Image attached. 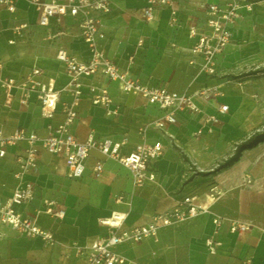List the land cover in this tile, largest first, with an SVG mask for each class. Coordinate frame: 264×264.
Segmentation results:
<instances>
[{
  "label": "crops",
  "instance_id": "crops-1",
  "mask_svg": "<svg viewBox=\"0 0 264 264\" xmlns=\"http://www.w3.org/2000/svg\"><path fill=\"white\" fill-rule=\"evenodd\" d=\"M219 2L178 0L177 23L171 25L168 8H153L152 19L145 20V0H111L110 11L100 15L105 37L98 47L120 70L141 82L186 93L200 112H178L176 123L160 131L151 125L163 112L156 105L140 95L123 93L116 82L100 74L83 79L85 86L106 87L112 97L109 109L117 112L108 114L84 95L70 132L80 141L91 133L97 141H124L119 153L127 155L141 140L139 128L149 125L147 141L160 140L164 147L150 164L155 178L137 186L126 167L93 148L83 174L73 179L68 177L62 156L41 150L37 170L22 178L33 184L34 198L17 208L49 230L54 241L48 244L29 238L0 220V264H86L85 254L78 253L76 246L86 248L108 233L101 219L113 214L123 218L118 231L145 225L154 214L171 209L175 198L187 194L197 195L211 212L162 228L155 238L118 244L114 251L126 259L125 264H264V141L244 150L232 165L211 172L239 142L264 125V74H250L264 69V0L251 11H240L231 28V42L216 57V73L207 75L199 70L201 57L191 51L195 39L188 36L187 27L202 28L207 20L206 5ZM37 20L38 12L30 0H15L13 12L0 5V76L20 78L39 68V79L51 82L59 92V104L48 119L41 115L35 94L23 105L20 92L13 91L11 103L6 104L0 87V127L7 134L24 128L44 136L48 124H63L61 103L69 102L71 96L65 90L68 77L64 64L56 58L57 51L64 49L80 61L90 56L76 18L67 15L59 23L52 18L48 26H40ZM22 23L27 27L15 32ZM57 29L64 33L49 39L47 35ZM212 87L220 94L199 95ZM221 104L228 105L227 112L218 111ZM208 115L218 118L213 131L195 135ZM24 148V142L10 146L0 158L2 200L20 185L15 157ZM97 162L103 170L95 177ZM48 200L55 202V209L64 210L62 218L44 211ZM214 215L222 218L216 229ZM229 220L248 222L252 227L232 233ZM209 237L222 241L215 254L207 250Z\"/></svg>",
  "mask_w": 264,
  "mask_h": 264
},
{
  "label": "built area",
  "instance_id": "built-area-1",
  "mask_svg": "<svg viewBox=\"0 0 264 264\" xmlns=\"http://www.w3.org/2000/svg\"><path fill=\"white\" fill-rule=\"evenodd\" d=\"M177 1L145 0V6L142 10L144 19H152L153 8L165 7L170 11V24L175 25L177 23ZM219 1V3L206 5L207 20L202 28L194 24L187 27L188 36L195 39L191 51L201 57L199 70L207 75L216 73V57L231 42V28L240 17V11H251L256 3L263 0ZM30 2L38 12L37 23L40 26H48L52 18L57 23L67 15L76 18L80 37L88 44L90 50L87 61L77 60L68 55L64 49L57 51L56 58L64 64L68 77L65 90L71 96L69 102L61 103V111L64 115L63 124L59 126L48 124L47 133L44 136L24 128H17L7 134L0 127V158L6 156L8 147L25 143L23 154L15 157L19 167L17 177L20 179V185L7 199L2 200L0 198V220L22 235L29 238H40L46 243L52 244L54 241L53 234L40 227L33 218L24 215L17 208L34 198L33 184L30 181L22 180V178L25 174L37 170L41 150L62 156L68 168V177L74 179L83 174L85 161L90 151L93 148H98L102 154L126 167L131 172L133 182L137 186L155 178L150 164L158 159L164 150L160 140L147 141L146 132L149 125L139 128L141 140L127 155L119 153V148L124 141L115 142L110 139L97 141L92 133L84 141L76 139L69 127L77 117L76 107L84 95L88 96L93 104L106 108L108 114L117 112V109H109L112 104V97L106 87L94 83L85 86L83 79L100 74L108 80L116 82L123 93L140 95L147 103L156 105L163 112L151 125L160 131H164L168 125L176 123L178 112L197 113L200 110L186 93L169 91L160 85L141 82L138 78L120 70L98 47V41L105 37L100 15L110 11L111 0H51L49 2L30 0ZM0 5H3L10 12L15 10V0H0ZM26 27L27 24L22 23L16 26L14 30L20 32ZM63 33L62 29H57L55 32L49 33L47 37L52 39ZM41 73L39 68H33L27 75L20 78L0 76V87L5 93L6 104L11 103L13 91L20 92L19 102L23 105L27 103L31 94H35L40 104L41 115L50 119L57 111L59 92L54 89L51 82H43L39 79ZM218 94L220 92L217 87L205 88L199 92V95L205 98ZM227 110L228 105L226 104H221L218 108L220 113H225ZM217 123L216 115L206 116L202 127L195 131V135L212 132L213 126ZM102 170V163L97 162L93 169L95 177L100 176ZM210 190L212 192L214 188ZM209 196L213 199V194ZM54 205V201H46L44 211L53 217L62 218L64 210L62 208L55 209ZM210 212L209 205L200 202L197 195L187 194L175 198L171 209L154 214L151 221L145 225L118 231L123 218L113 214L110 218L100 220L101 224L107 225L109 228L104 237L95 239L86 248L76 246V250L78 253L85 254L86 264H125L126 259L114 251L118 244L123 242L136 243L146 238H155L162 228L187 222L194 217ZM212 222L216 229L222 222V218L214 215ZM251 227L252 224L248 222L229 220V230L232 233L246 232ZM205 244L208 252L215 254L221 248L222 241L209 237Z\"/></svg>",
  "mask_w": 264,
  "mask_h": 264
},
{
  "label": "trees",
  "instance_id": "trees-1",
  "mask_svg": "<svg viewBox=\"0 0 264 264\" xmlns=\"http://www.w3.org/2000/svg\"><path fill=\"white\" fill-rule=\"evenodd\" d=\"M264 74L263 70H255L254 72H250V74ZM264 141V125L263 127L259 128L258 130L253 131L246 139L239 142L235 148L232 154L227 157L222 162L218 163L215 168L212 169V173L219 171L221 169H224L230 165H232L235 161L238 160L241 153L249 148H252L259 144L260 142Z\"/></svg>",
  "mask_w": 264,
  "mask_h": 264
}]
</instances>
